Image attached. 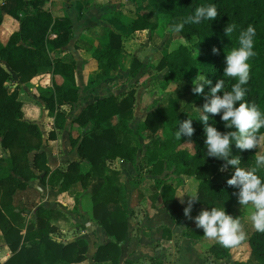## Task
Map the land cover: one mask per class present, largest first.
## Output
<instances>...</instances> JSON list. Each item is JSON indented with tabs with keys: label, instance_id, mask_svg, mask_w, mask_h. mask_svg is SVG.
I'll use <instances>...</instances> for the list:
<instances>
[{
	"label": "trees",
	"instance_id": "trees-1",
	"mask_svg": "<svg viewBox=\"0 0 264 264\" xmlns=\"http://www.w3.org/2000/svg\"><path fill=\"white\" fill-rule=\"evenodd\" d=\"M150 1L152 9L137 11L131 18L129 26L132 31L156 29L158 14H163L172 32L173 24L193 15L196 7L206 4H215L219 15L213 21L185 24L183 30L177 32L180 39L171 47L168 45L166 50H159L154 67L165 69L162 87L166 88L171 81L177 83L175 93H168L166 103L148 110L137 126L131 125L133 90L123 94L109 93L88 102L72 118L79 129L90 123L83 133L79 131L70 137L71 143L77 146L79 157L69 160L63 169L50 168L43 144L45 139L56 138L57 129L64 126L67 113L63 106L73 105L80 97V87L74 75L75 61L65 60L58 54L69 42L71 19L68 15H54L44 7L45 0L0 2V24L4 14L18 20V28L7 41L0 40V228L11 251L0 264H72L86 257L87 241L83 237L64 241L51 235L56 229L52 222L58 214L55 208L40 203L33 210V217L24 221L20 217L22 210H14L11 206L16 190L25 189L35 177L53 188L59 184L60 191L70 190L75 184L88 189L92 219L107 235L113 236L96 246L92 259L119 264V242L128 232L130 209L122 172L109 167L108 162L117 158L134 161L137 147L129 141L131 133H143V136L152 138L142 155L143 164H148L150 174L158 175L166 170L176 175H191L197 179L192 195L199 199L193 207L221 208L238 217L233 208V202L238 199L235 195L238 189L227 184L235 170L232 166L221 170L223 160L207 157L204 125L198 119L205 95L194 94L192 88L193 81L202 76L212 81V85H205V94L219 79L224 80L225 91L231 90L237 80L224 76L225 49L237 47L240 30L252 25L256 29V55L248 61L250 79L243 85L246 89L244 100L256 103L264 113V0ZM227 24L236 25L230 38L224 34ZM97 38L104 48L96 54L98 70L91 82L98 83L111 76L125 60H129V73L138 70L142 62L134 55L130 58L126 55L124 33L106 26ZM213 47L220 50L219 54H213ZM2 60L21 81L36 75H49L47 84L37 83V97L48 115L53 117L52 128L46 137L39 124L26 117L25 102L18 97V88L7 84L11 75ZM184 94L188 95V101L180 107L179 100ZM209 115V123H214L221 132L234 130L225 127L222 113ZM189 118L192 119L194 134L176 139L179 122ZM260 131L264 133V128ZM256 151H241L234 142L232 144V154L240 156L241 167L254 166ZM82 160L89 162L87 169L83 168ZM258 175L264 178V168ZM166 177L156 176L153 182L155 179V186L161 188L163 207L172 218H179L185 206L176 197L175 187ZM185 233L196 239L206 237L195 222L186 227ZM247 242V257L234 259L231 264H264V233L252 229ZM217 248L216 244L210 246L213 251ZM229 251L226 255H230Z\"/></svg>",
	"mask_w": 264,
	"mask_h": 264
},
{
	"label": "crops",
	"instance_id": "crops-1",
	"mask_svg": "<svg viewBox=\"0 0 264 264\" xmlns=\"http://www.w3.org/2000/svg\"><path fill=\"white\" fill-rule=\"evenodd\" d=\"M123 2L124 0H45L44 7L54 15H68L71 19L69 42L58 54L65 60L73 59L75 61L74 75L76 83L80 87V97L77 102L73 105L63 106V108L69 106L67 109L69 111H67L64 126L57 129L56 138L44 140L43 148L47 152L48 165L51 169L54 167L63 169L69 160L79 157L77 146L70 141V137L76 136L79 132L78 126L72 122V118L88 102L95 100L97 97L109 93H119L114 89L118 77L130 72L129 60L127 62L125 60L124 64L111 76L98 83L90 81L98 70L96 54L104 48L97 37L103 33L106 26L124 33L123 43L126 37L139 30L148 32L149 39L156 32L148 28L132 31L129 26L131 19L123 20L126 16V9L122 8ZM131 3L134 6V13L150 10L148 9L151 4L150 0H131ZM117 14L125 15L122 17V21ZM17 28L18 20L4 14L3 21L0 24V40L6 42L10 34ZM125 50L128 58L134 55L142 62L136 71L138 73L147 61L152 60L153 56L156 57L155 53L159 48L154 50V55H147L145 58L135 52L131 51L130 53L126 47ZM2 64L9 70L11 75L7 84L11 88L17 87L18 97L25 102L26 117L36 121L42 129L44 137H46L47 132L52 128L53 117L48 115L47 109L37 97V83L39 81L42 84H47L49 75H36L30 80L21 81L16 72L10 69L3 60ZM150 67H154V65L150 64ZM145 68L144 72H147ZM158 71L163 73V70ZM89 126L90 123L82 127L80 134ZM143 153L144 151H141L139 155L142 156ZM112 163L119 167L112 166ZM131 165V161L118 158L108 162L109 167L120 169L121 172L126 170L133 173L137 172ZM82 166L87 169L89 162L82 160ZM144 167L147 170V166ZM148 175L151 177L152 182L149 179L148 183L144 185L142 183L144 179L141 177L140 180L128 183L129 191L125 185L130 212L128 214V232L125 238L119 242V264H214L212 254L207 255V259L206 250L201 247L208 238L196 239L185 233L186 227L195 222L194 219H188L184 212L179 218H172L163 207L160 194L161 188L155 186L153 182V178L158 175L150 173ZM182 175L191 177V175ZM173 185L176 190V197L181 201L178 188L175 184ZM58 186L59 184L53 188L42 182L39 177H35L29 181L25 189L16 190L11 206L14 210H22L20 217L24 221H28L33 217V210L40 203H43L46 207L55 208L58 214L52 218V222L56 225V229L51 235L64 241L76 237H83L87 241L86 257L72 264H111L108 260L94 261L92 259L96 246L106 239H112L113 236L107 235L98 223L92 219L91 198L88 189H83L80 185L75 184L70 190L60 191ZM74 188H79L81 192L79 194L74 191L70 192ZM131 199L133 204L137 206H146L144 213L138 212L131 206ZM183 204L185 207L187 206L186 201ZM202 209L201 206L193 207L192 217L198 215ZM133 210L136 211L132 214ZM23 229L24 227L22 231ZM10 254L11 251L0 228V262L4 261Z\"/></svg>",
	"mask_w": 264,
	"mask_h": 264
},
{
	"label": "clouds",
	"instance_id": "clouds-1",
	"mask_svg": "<svg viewBox=\"0 0 264 264\" xmlns=\"http://www.w3.org/2000/svg\"><path fill=\"white\" fill-rule=\"evenodd\" d=\"M219 15L215 4L201 5L195 8L194 14L189 15L179 23L173 24L172 31L180 32L185 24H199L202 20H215ZM236 29L235 24H227L224 34L229 38ZM256 29L248 25L241 29L237 37V47L226 52V67L224 76L237 80L231 86L230 91L224 90V80L219 79L214 86L210 87L208 94L204 93L205 85H212V81L201 78L193 81L192 91L194 94L205 95V102L199 113V120L204 125L206 136L205 145L207 157H214L224 161L221 170L228 166L234 168V174L227 180L230 187L238 189L235 193L238 202L243 208L251 206L250 222L252 227L260 233H264V178L258 175L260 169L264 168V113L259 106L244 100L246 85L250 79L249 59L256 55L254 44ZM213 54H219V49L213 47ZM222 93V95H221ZM222 113L221 120L227 129L232 131L221 132L214 123H209L210 115L216 116ZM195 132L192 119L179 122L175 137L181 140L182 136L191 137ZM241 150L258 149L255 152L254 166L250 168L241 167V158L232 154V144ZM187 206L184 208V215L188 219H194L196 227L203 230L204 235L209 239H215L225 248L238 246L247 238L244 225L238 217H234L225 209L211 207L202 209L198 215L192 217V208L198 197L189 196ZM181 203H184L181 198Z\"/></svg>",
	"mask_w": 264,
	"mask_h": 264
},
{
	"label": "rangeland",
	"instance_id": "rangeland-1",
	"mask_svg": "<svg viewBox=\"0 0 264 264\" xmlns=\"http://www.w3.org/2000/svg\"><path fill=\"white\" fill-rule=\"evenodd\" d=\"M123 9H126V16L123 14H117L118 17L121 18L124 17L123 20H130L134 16V6L133 3H131V0H124L123 2ZM143 9V8H140ZM148 9H152V3L150 4V7ZM147 12V11H146ZM158 29H154L155 34H152V37L149 39L148 32H145L143 30H139L137 32H134L129 37H126L124 45L126 49L129 50V52H135L137 54L142 55L143 58L147 57V55L151 56L154 55L153 52L155 49L159 48L160 51H164L167 49V46L171 47L172 43L175 41H178L180 39L177 32L172 31L170 32V28L168 27L167 20L163 14H158ZM169 39V41H168ZM168 41V42H167ZM171 43V44H170ZM159 50L156 51L155 57L153 56V59L150 61H147L145 65L143 66V69H140L135 73H126V75H123L121 77H118V82H116L114 89H116L119 93L123 94L125 92H128L130 90H133V113L131 116V125L133 127L137 126V123L144 117L146 112L154 107H156L159 104L166 103V97L168 93H175L174 88L176 87L177 83L175 81H171L166 88L162 87V72L156 71L155 67H150V64L155 65L157 62L158 56L156 55ZM129 55V54H128ZM127 62V61H126ZM149 65V66H148ZM141 66V65H140ZM144 67L147 69V72H144ZM165 69H163V72ZM202 76H199V79H201ZM196 80V81H197ZM194 85V84H193ZM188 101V95L184 94L180 97L179 105L180 107H183ZM69 106H67L65 109L66 113H68L67 110ZM79 129V128H78ZM78 131H82V128H80ZM264 134V133H262ZM143 133H139L138 135L135 133H131L129 135L130 142L133 146L137 147V151L135 154L134 161L131 162V166L136 169L137 172H128L122 171V179L124 181V184L127 187V190L129 191V187L127 186L129 182L140 180L141 177L144 179L142 183L147 184L149 179L152 182L151 177L148 175V171L144 166H147L148 164L144 165V161L142 159V156L139 155V152L145 151L147 148V145L152 140L151 137L143 136ZM157 135V134H156ZM258 150V149H257ZM112 166L119 167L116 164L112 163ZM148 169V167H147ZM160 178H163L167 176L166 180L170 181L171 183L175 184L178 188V195L179 198H183L184 201H188L189 196L195 193L196 190V184L197 179L191 176L190 178L183 175H173L168 172H162L158 174ZM154 183H156L154 179ZM131 188V187H130ZM76 192L79 194L81 190L79 188H74L70 192ZM192 192V193H191ZM233 208L235 210V215L238 216L241 219V223L244 225L245 231L247 232V236L249 233L254 229L250 222V213H251V206L249 205L247 208H243L242 205L239 204L238 199L233 202ZM131 206L134 207L138 212H143L146 209V206H137L133 204V200L131 199ZM137 206V207H136ZM201 208L205 209L202 205ZM136 210L132 211V214L135 213ZM248 226V227H246ZM211 244L218 245L217 252L213 251V249H210ZM202 249L206 250V258L207 255L212 254L214 259V264H231V262L234 259H244L248 255L249 251V244L247 242V238L242 241L238 246H234L231 248H225L222 245H220L217 240L215 239H209L206 241V243L202 244ZM230 249V255H226V251ZM208 259V258H207Z\"/></svg>",
	"mask_w": 264,
	"mask_h": 264
},
{
	"label": "water",
	"instance_id": "water-1",
	"mask_svg": "<svg viewBox=\"0 0 264 264\" xmlns=\"http://www.w3.org/2000/svg\"><path fill=\"white\" fill-rule=\"evenodd\" d=\"M2 0H0V2H1ZM0 145H1V142H0ZM42 174V173H41Z\"/></svg>",
	"mask_w": 264,
	"mask_h": 264
}]
</instances>
